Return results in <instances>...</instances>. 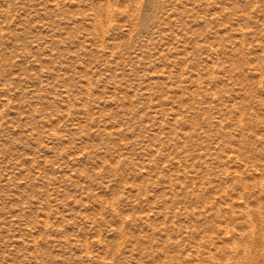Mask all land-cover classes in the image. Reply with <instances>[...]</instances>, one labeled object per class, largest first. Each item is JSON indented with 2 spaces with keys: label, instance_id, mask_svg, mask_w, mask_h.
Masks as SVG:
<instances>
[{
  "label": "rangeland",
  "instance_id": "rangeland-1",
  "mask_svg": "<svg viewBox=\"0 0 264 264\" xmlns=\"http://www.w3.org/2000/svg\"><path fill=\"white\" fill-rule=\"evenodd\" d=\"M0 264H264V0H0Z\"/></svg>",
  "mask_w": 264,
  "mask_h": 264
}]
</instances>
